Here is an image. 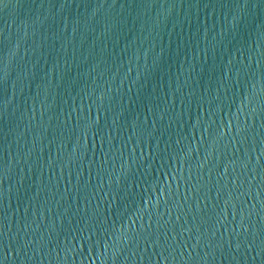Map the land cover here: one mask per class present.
<instances>
[{
    "label": "water",
    "instance_id": "95a60500",
    "mask_svg": "<svg viewBox=\"0 0 264 264\" xmlns=\"http://www.w3.org/2000/svg\"><path fill=\"white\" fill-rule=\"evenodd\" d=\"M0 264H264V0H0Z\"/></svg>",
    "mask_w": 264,
    "mask_h": 264
}]
</instances>
